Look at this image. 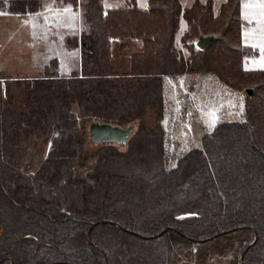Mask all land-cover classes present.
Here are the masks:
<instances>
[{"label":"trees","instance_id":"trees-1","mask_svg":"<svg viewBox=\"0 0 264 264\" xmlns=\"http://www.w3.org/2000/svg\"><path fill=\"white\" fill-rule=\"evenodd\" d=\"M57 1L80 7L81 34L66 39L80 47V71L61 77L54 58L37 78L0 73V264H264V69L242 67L239 0L220 2L215 13L211 0L107 10L102 0ZM41 7L42 0H0L1 12L19 16ZM180 18L184 57L174 44ZM220 30L196 47L199 31ZM134 38L140 48L128 70L116 71L112 41ZM184 75H213L243 97L238 117L219 118L198 146L178 152L162 119L165 89ZM13 81L24 84L22 110ZM146 108L155 112L153 127L140 120ZM91 121L133 130L126 144L105 142L87 155ZM68 187L70 195L49 192ZM188 212L195 215L176 217ZM102 219L123 229L93 224Z\"/></svg>","mask_w":264,"mask_h":264},{"label":"rangeland","instance_id":"rangeland-1","mask_svg":"<svg viewBox=\"0 0 264 264\" xmlns=\"http://www.w3.org/2000/svg\"><path fill=\"white\" fill-rule=\"evenodd\" d=\"M50 1L44 0L45 12L36 17L25 18L0 11V73L7 76H18L19 79L29 78L26 76H37L38 73L43 75L45 67L41 65L39 68L38 64L46 63L48 65L50 61L48 58L52 54L61 56V73L67 72L70 67L77 68L76 55L67 61L63 38L65 33L68 36L77 33L78 23L79 25L82 23L81 15L78 17L75 12L71 13L72 15L69 17L52 14V11L48 9ZM120 1L125 3L124 0ZM194 1L180 0V3L186 9ZM197 1L204 3L206 0ZM222 1L224 0H211L214 13ZM239 9L240 42L244 49L242 67L247 71L264 69V7L261 6V0H240ZM35 19L41 25V29L37 33L31 31L35 27ZM184 24V19L180 18L175 32L176 38L182 33ZM180 38L174 44L184 57L188 51L181 43ZM119 43L112 42L111 44V62L116 71H126L129 68V55L132 48L120 47ZM5 85V81L0 79V99L4 97ZM11 90L15 97L16 108L22 110L25 98L24 84L13 81ZM242 97V93L227 89L213 75H184L181 76L179 82L177 80L169 82L165 89L168 106L162 119V126L167 132V138L170 139L171 149L182 152L190 146H198L202 133L211 129L219 118L234 119L238 117ZM176 100L182 104L173 107ZM140 120L143 124L153 127L154 110L146 108ZM98 145L94 144L89 136H86L85 154L93 153ZM118 147L122 149L121 146ZM93 163L92 159L89 160V163L79 168L78 174L84 175ZM35 167L36 165L32 169ZM49 192L56 196H64L72 194L74 190L68 187L60 191L50 189ZM226 263V259L213 258L204 264ZM173 264H188V262L179 260Z\"/></svg>","mask_w":264,"mask_h":264},{"label":"crops","instance_id":"crops-1","mask_svg":"<svg viewBox=\"0 0 264 264\" xmlns=\"http://www.w3.org/2000/svg\"><path fill=\"white\" fill-rule=\"evenodd\" d=\"M133 1L136 3V5L137 6H139V7H141V8H145L146 7V1L147 0H124V2L125 3H123L122 1H120V0H102V6H103V9L104 10H107V9H113V8H118V7H123V6H128L129 4H132L133 3ZM51 3H49V7H48V9L50 10V11H52V14H55V15H64V16H67V17H69V16H71L72 14L71 13H73V12H75L76 14H78V17H79V12H80V7H79V5L77 6V7H74V6H72L70 3L69 4H65V3H61V2H58L57 0H51L50 1ZM239 2H240V0H239ZM179 3H180V0H179ZM122 4H124V5H122ZM191 5V4H190ZM189 5V6H190ZM180 6H181V3H180ZM188 6V7H189ZM181 9H184L183 8V6H181ZM3 12H5V11H3ZM45 12V3H44V0H42V7L40 8V10H38V11H36V13H30V14H25V15H20V17H25V18H30V17H36V16H41V14H43ZM8 13V12H7ZM10 14V13H9ZM17 16H19V15H17ZM40 18V17H39ZM42 18V17H41ZM179 22V21H178ZM34 24H35V27L33 28V30H31V31H34V32H36L37 33V31L38 30H40L41 29V25H40V23H39V21L37 20V19H35L34 20ZM184 28H183V31L185 30V24H184V26H183ZM82 28H83V26H82V24H80L79 25V23H78V28H77V33L76 34H72V35H69V36H77V37H79L80 36V34H81V31H82ZM86 29V28H85ZM30 30V29H29ZM183 31H182V33H183ZM181 33V34H182ZM181 34H180V36L178 37V38H180L181 37ZM68 35H67V33H65V35H64V38H63V41H65V47L66 48H64L65 50V56L67 57V61H69L71 58H73L74 57V55H76V58H77V63H78V66H77V68L76 67H70L69 69H68V71H67V69H66V71L67 72H65V73H61V56L60 55H58V54H56V55H54L53 56V54L51 55V56H49V58L48 59H50V61L52 60V59H56V61H57V63H58V74H59V76H61V77H67V76H70V74L73 72V71H80V69H81V51H80V47H73V46H68L67 45V43H66V39L69 37ZM178 38H176L175 37V35H174V42H176V40L178 39ZM122 41H125L126 42V47L127 48H132V50H131V52H133L134 50H138L139 48H140V41L138 40V39H136V38H134V39H123V40H118V39H115V40H113L112 42H122ZM49 61V62H50ZM50 63H48V65H49ZM41 65L43 66L44 65V67H46L47 66V64L46 63H43V64H38V67L40 68L41 67ZM42 74H40V73H38V75L37 76H26V77H29V78H37L38 76H41ZM9 76V75H8ZM10 78H15V79H19L20 77H18V76H9ZM1 80H4L3 78H0Z\"/></svg>","mask_w":264,"mask_h":264},{"label":"water","instance_id":"water-1","mask_svg":"<svg viewBox=\"0 0 264 264\" xmlns=\"http://www.w3.org/2000/svg\"><path fill=\"white\" fill-rule=\"evenodd\" d=\"M223 30H220L219 32H216V34H203L199 31L196 40L195 45L196 47H206L210 41L216 40V38H220L222 36ZM250 90H247V93L250 94ZM88 132L89 137L91 141L94 144H103V143H113L117 145L126 144V140L131 134L133 127L132 124H126V125H117L110 122H100V121H91L88 124ZM195 213L188 212V213H182L178 214L176 217L178 219H188V217L194 216ZM113 223L114 225H117L119 228L123 229V226L117 223L113 220H99L93 222L95 223ZM169 227L164 228L163 230L168 229ZM157 233L156 235H158ZM197 241H203V240H197Z\"/></svg>","mask_w":264,"mask_h":264},{"label":"snow or ice","instance_id":"snow-or-ice-1","mask_svg":"<svg viewBox=\"0 0 264 264\" xmlns=\"http://www.w3.org/2000/svg\"><path fill=\"white\" fill-rule=\"evenodd\" d=\"M261 6L264 7V0H261Z\"/></svg>","mask_w":264,"mask_h":264},{"label":"built area","instance_id":"built-area-1","mask_svg":"<svg viewBox=\"0 0 264 264\" xmlns=\"http://www.w3.org/2000/svg\"><path fill=\"white\" fill-rule=\"evenodd\" d=\"M177 81L179 82L180 80H179V79H177Z\"/></svg>","mask_w":264,"mask_h":264}]
</instances>
